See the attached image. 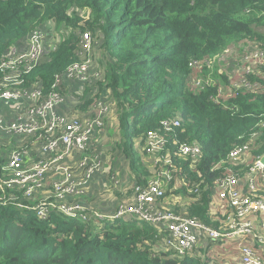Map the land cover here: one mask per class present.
Instances as JSON below:
<instances>
[{
    "label": "trees",
    "instance_id": "trees-1",
    "mask_svg": "<svg viewBox=\"0 0 264 264\" xmlns=\"http://www.w3.org/2000/svg\"><path fill=\"white\" fill-rule=\"evenodd\" d=\"M48 22L61 39L24 75V86L38 81L43 92L50 91L66 68L79 61V34L90 31L103 82L87 86L83 102L67 107L85 112L109 90L106 100L118 108L117 147L134 174L131 188L146 183V172L138 165V154L146 152L134 148L143 131L156 130L168 141L197 142L201 152L193 165L172 157L182 184L173 191L184 195L187 188H198L185 211L174 209L218 228L231 207L228 199L219 203L216 181L230 172L244 178L248 166L264 154V76L235 68L247 48L264 52V31L259 30L264 29V0H0V60L5 48L19 44L31 30L48 33ZM230 47L239 53L225 56ZM243 79L251 87L236 85ZM64 87L61 83L54 89ZM67 87L63 93H69ZM175 117L179 126L160 131V120ZM5 139L0 136V148L18 142L12 138L6 144ZM22 144L33 147L31 137ZM244 144L246 157L228 160L229 152ZM169 149L175 148L162 153ZM5 154L0 152V166ZM216 164L219 169H213ZM173 186L175 180L166 193ZM256 188L254 197L264 200V181L257 180ZM162 236L155 225L138 220L95 225L55 213L40 220L33 211L0 204V264H203L197 255L171 257L160 246Z\"/></svg>",
    "mask_w": 264,
    "mask_h": 264
},
{
    "label": "built area",
    "instance_id": "built-area-1",
    "mask_svg": "<svg viewBox=\"0 0 264 264\" xmlns=\"http://www.w3.org/2000/svg\"><path fill=\"white\" fill-rule=\"evenodd\" d=\"M47 31L44 33L40 28L31 30L19 44L5 48L1 56L0 136L9 140L16 138L18 142L6 152L3 156L5 161L0 166V204L33 211L40 220H47L50 214L55 213L95 225L119 219L146 222L155 225L163 233L161 248L177 260L195 256L200 244L207 246L236 241L240 244L239 256L233 264H264V218L257 217L258 214H264V200L254 197L257 180L264 181V164L260 162L264 154L248 166L244 178L230 172L216 181V186L221 190L219 203L228 199L231 207V232H223L196 217L176 212L168 204L166 190L173 180H177L172 157L188 159L193 165L201 150L197 142L179 143L175 138L168 141L164 135L152 129L143 131L134 142L146 154L153 153L157 175L145 185L133 188L134 195L129 204L105 212L97 206L90 210L86 203L74 199L82 194L84 187L100 168L97 155L92 151L96 148L92 141L93 134L99 135L104 124L103 112L106 107L99 105L100 100L85 112L71 111L67 107V104L83 102L81 97L85 87L93 84L100 75L98 70L90 67L96 42L90 31L81 32L76 50L79 61L69 65L52 89L45 93L38 81L30 88L25 87L24 75L41 61L48 50L54 48L55 43L51 47L47 39L58 34L48 28ZM226 53L230 52L224 51L223 54ZM263 53L255 47L247 48L239 56L245 62L241 70L244 73H262L260 75L264 76L260 70L264 65ZM247 65L254 71L246 72ZM74 81L76 84L71 86ZM61 83L65 85L64 89L68 86L69 93H63L64 89H54L55 85ZM82 84L78 100L76 98V103L70 102L69 97L77 95L73 91ZM236 85L251 87L245 79ZM75 111L79 114H74ZM159 123L160 131L168 133L179 126V118H164ZM255 136L257 133L252 134V137ZM26 137H31L32 148H36L34 155L29 153L31 147L22 144ZM163 148L175 149H169L167 154L162 153ZM247 151V144L236 146L229 152L228 160H242ZM73 158L76 160L75 169L69 163ZM219 168V164L213 167ZM241 181L246 182L245 189L240 188ZM46 188L48 191L35 200L37 192ZM190 192L197 193L198 188ZM209 211L212 214L213 208Z\"/></svg>",
    "mask_w": 264,
    "mask_h": 264
},
{
    "label": "rangeland",
    "instance_id": "rangeland-1",
    "mask_svg": "<svg viewBox=\"0 0 264 264\" xmlns=\"http://www.w3.org/2000/svg\"><path fill=\"white\" fill-rule=\"evenodd\" d=\"M79 9V8H78ZM80 10H83V14L87 16L88 11H84V9H79L77 12H81ZM47 28L56 31L58 33V36L56 37H48L47 43L51 44V47L54 43H57L59 39H61L62 33L59 34L57 30H55L54 24L52 22L47 23ZM261 31H264V29H259ZM225 52H237L238 50L231 48L230 50L226 49ZM229 53H226L228 55ZM96 57H99V54L97 53V50L94 48L93 53L91 54V65L90 67L96 70L101 69V65L98 61H96ZM245 62L242 61L240 57H237V62L235 64V68L241 69L244 66ZM86 66V65H85ZM234 67V65H232ZM254 71V69L251 68V66H246V72ZM86 72V71H85ZM84 72V75H85ZM95 82H103L102 76H98ZM76 84V81H74L71 86H74ZM88 85V83H86ZM83 89V84L73 92L77 95H72L69 97L70 102L76 103V98L78 100V92ZM86 91V87L84 89V92ZM84 94V93H83ZM107 94H109V90L104 91L103 97L100 98L99 105H104L106 107V110L103 112V118H104V124L101 128V131L99 135H97L96 138L93 139V143L95 144L96 148H93L92 151L95 152L98 159V165L101 166L105 165V171L109 174H107V181L105 180L102 182V187L104 188L105 185H107V188L105 191H103L100 195V193H97V198L99 200H103L107 202L105 207L107 208L104 210L105 212H111L115 208H117L119 205H127L131 202V198L133 197L132 192L133 188H131V185H133V171L129 165V162L124 157L123 153L120 151L119 148H109L112 147V144L118 145L119 143V134L117 132V111L118 108L116 106L115 101L110 100L107 101ZM83 100V96L81 97ZM74 114H79L75 111ZM112 130L113 132L111 134H108V131ZM108 140L110 141L108 145ZM6 144L10 143L9 139H5ZM99 143L102 144L101 148H99ZM140 148H137L139 150ZM2 149L0 148V151ZM136 151V150H135ZM138 154V153H137ZM153 153H147L145 154H138L139 158V168L143 169L146 173L144 175V178L146 179V182L153 180L157 173H156V158L152 155ZM251 158L248 159L250 161ZM110 166V167H109ZM176 186H173L169 193H166V199L170 206L173 208L176 207L179 210L185 211L186 209V202L191 200V192L190 188H187V192L183 195L182 192H174L173 190H178L181 187V183L178 180H175ZM169 188V186H168ZM84 190V189H83ZM169 189L166 190V192ZM87 191L86 189L83 191ZM96 198V197H95ZM94 197L87 198L88 201L91 203H86L87 207L91 209H95L97 204V201ZM78 200V198H74ZM102 202V201H99ZM169 206V207H170ZM213 206L211 205V202H209V210H212ZM232 219L231 212H229V215L226 218L219 219L218 220V229L223 232H231L233 228H230V220ZM233 236V235H231ZM201 246V247H199ZM198 246V249L196 251V255L201 258L203 264H233L236 262L239 251L238 246L236 244V241H227L222 243H211L209 245L200 244ZM195 255V256H196Z\"/></svg>",
    "mask_w": 264,
    "mask_h": 264
},
{
    "label": "crops",
    "instance_id": "crops-1",
    "mask_svg": "<svg viewBox=\"0 0 264 264\" xmlns=\"http://www.w3.org/2000/svg\"><path fill=\"white\" fill-rule=\"evenodd\" d=\"M77 84H78V82H77ZM96 137H97V135L96 134H93V139L96 138ZM135 140H137V139H135ZM134 144L137 145V142H134ZM135 145H134V148H138ZM98 146H99V148H101L102 144L99 143ZM109 148H118V147L116 145L112 144V147H109ZM1 149L2 150L0 152H3V150H5L6 152L8 150H10L9 148H1ZM32 149L33 148H31L30 151H29L30 155H34L35 154V149H33V150ZM75 161L76 160L74 158L71 159V160H69V163L71 164V166L73 167V169H75V165H76ZM107 174L108 173L105 171V165L103 163V165L100 166L99 170L94 174V176L91 178V180H89V182L87 183V191L82 192V194L77 197L78 200L80 202H83V203H88V202L91 203L90 201L87 200V198H89V197H94V198L96 197L97 198V193L98 194L100 193V195H101V193L103 191H105L106 188H107V185H105L104 188H101L102 187V182H104L105 180L107 181V179H106ZM85 189H86V186L84 187V190ZM46 190L48 191V188L37 192V194L35 196L36 197L35 200H37L40 197H42V195H44V192H46ZM96 201H97V204H95V206H97L99 209H101V210H106L107 209L105 207V205L107 204L106 201L103 202V200H99L98 198L96 199ZM99 201H102V202H99ZM262 217H264V215Z\"/></svg>",
    "mask_w": 264,
    "mask_h": 264
},
{
    "label": "water",
    "instance_id": "water-1",
    "mask_svg": "<svg viewBox=\"0 0 264 264\" xmlns=\"http://www.w3.org/2000/svg\"><path fill=\"white\" fill-rule=\"evenodd\" d=\"M260 162L264 164V155L260 158Z\"/></svg>",
    "mask_w": 264,
    "mask_h": 264
}]
</instances>
